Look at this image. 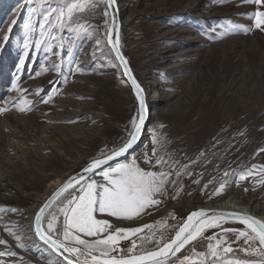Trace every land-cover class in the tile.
Returning <instances> with one entry per match:
<instances>
[{"label":"rangeland","instance_id":"rangeland-1","mask_svg":"<svg viewBox=\"0 0 264 264\" xmlns=\"http://www.w3.org/2000/svg\"><path fill=\"white\" fill-rule=\"evenodd\" d=\"M71 2L81 0H0V71L9 73L0 79V108L8 109L0 113V239L7 242L0 244V251L16 253L0 257L6 264H67L23 233L29 209L51 180L67 178L102 150L121 144L138 113L107 43L105 21L110 27L111 16L109 9L103 15V3L74 14L78 23L91 26L87 33L40 28L49 8ZM118 6L120 46L149 101L147 135L121 162L136 157L147 169L143 156L152 153L154 131L162 145L158 155L179 161L178 169L188 165L191 175L173 176L176 185H168L163 202L150 214L132 221L102 218L116 227L153 225L140 235L154 232L159 240L161 234L172 238L200 205L228 199L264 216V184L257 183L264 177L239 179L253 165L257 173L264 166V152L258 151L264 148V31L254 28L249 15L258 6L243 0H118ZM29 21L32 31L24 28ZM245 28L252 30L245 33ZM5 35L7 41L2 40ZM19 107L30 110L21 112ZM45 135L52 136L50 141L40 142ZM222 182L227 183L225 192L212 195ZM223 228L246 226L225 219L204 236H224ZM227 241L235 251L222 253L224 260L260 259L240 250L247 247L243 238L232 243L234 233L227 234ZM130 243L123 240L120 247L126 250ZM208 243L195 244L196 251L206 252ZM191 252L190 244L177 256L182 259ZM170 264L179 261L173 257Z\"/></svg>","mask_w":264,"mask_h":264},{"label":"snow or ice","instance_id":"snow-or-ice-1","mask_svg":"<svg viewBox=\"0 0 264 264\" xmlns=\"http://www.w3.org/2000/svg\"><path fill=\"white\" fill-rule=\"evenodd\" d=\"M245 3H252L258 6L257 10L250 15L254 19V28L264 31V0H243ZM105 5L103 15H109L108 9L114 8L116 0H81V2H71L64 7L49 8L43 16L40 28L46 25L68 29L76 32L87 33L88 27L85 24L74 20V14L83 12L86 9L97 7L98 4ZM54 19V23L50 22ZM15 24V20L12 21ZM107 28V43L111 46V51L115 53V59L124 68V74L129 77L135 90L139 103L138 113L130 121V129L127 130V138L116 147L102 150L100 154L93 158L82 170L74 176L68 178L49 199L39 208L35 214L36 235L48 247L67 262V264H170L172 257H176L179 264H264V222L252 217L234 212L212 211L209 214L206 210H198L187 216L178 228L175 235L170 239H165L161 234L159 240H155V233L151 235H140L145 229L149 231L153 225L145 224L141 227H116L111 217L118 221H132L144 214H150V209L158 208L163 202L161 197L167 195L168 185H176L182 174L191 175L188 172V165H183L182 170L176 165L179 161L172 160L169 155L167 159L158 155L161 140L153 131L151 139L153 143L152 153H144L143 163L149 167L141 166L136 157L131 160L121 162L118 158L125 157L133 149L141 136L146 120V103L143 89L131 75L128 61L120 51V39L118 26L115 18L112 19V26ZM26 30L32 31L31 22L24 24ZM245 33L251 28L243 29ZM115 37L113 38V34ZM9 39L8 35L2 37L3 41ZM56 39V37H53ZM100 41H97L99 44ZM25 48L28 41H25ZM23 59H21V64ZM59 70V66H56ZM17 91H21L14 84ZM26 91V90H24ZM51 96L44 103H49ZM27 105V101L24 102ZM15 106V105H14ZM7 108H0V113L7 111ZM21 112L30 110L26 107H19ZM163 127V125H161ZM264 152V148L258 150ZM204 155L203 152L200 153ZM155 159L153 160V158ZM110 162H115L114 166ZM196 163V161H192ZM256 165L252 169L240 174L241 181L248 177L259 174L264 177V166L255 171ZM158 169V170H153ZM229 173L225 171L224 176ZM99 176L102 180L94 177ZM199 183V181H194ZM264 184V178L257 181ZM207 187V186H205ZM227 183L222 182L214 190L212 195H221L225 192ZM177 195L182 191V186L177 188ZM247 191V189H245ZM175 198V196L173 197ZM53 206L55 210L53 211ZM15 212L16 209H11ZM227 218H234L245 225V230L223 228L224 236L206 237L204 233L208 229L220 228ZM175 219V217H173ZM46 225V227H45ZM163 227V225H160ZM236 235L235 243L243 238L245 248H241L246 254L259 257L258 260H224L223 254L233 253L235 249L227 241V234ZM9 234L11 230L9 229ZM135 238V239H134ZM19 240V237H16ZM130 240V246L125 250L120 247V242ZM202 240H208L206 252H197L195 244ZM214 241V243L212 242ZM0 239V244H6ZM149 243H153L152 249L147 248ZM192 245L190 255H183L182 259L177 256L186 246ZM18 247H24L18 244ZM139 249V251H137ZM66 254V255H65ZM16 253L10 250L0 251V257L15 256ZM0 264L6 261L0 260Z\"/></svg>","mask_w":264,"mask_h":264},{"label":"water","instance_id":"water-1","mask_svg":"<svg viewBox=\"0 0 264 264\" xmlns=\"http://www.w3.org/2000/svg\"><path fill=\"white\" fill-rule=\"evenodd\" d=\"M109 12H110V16H111V24H110V27L112 26V19H113V17H114V18H115V23H116V25L118 26V32L120 33L121 25H122V21H121L120 9H119V6H118V0H116V3H115V5H114V8L109 9ZM114 37H115V33L113 34V38H114ZM109 46H110V45H109ZM110 48H111V46H110ZM120 51H121L122 55L124 56V58L128 61V67L131 69V75L135 77L136 81H137V82L140 84V86L142 87V84L139 82V80L137 79L135 73L133 72L132 67H131V65H130V62H129L128 58L126 57L124 51L122 50L121 46H120ZM113 54H114V56H115V53H114V52H113ZM117 62L119 63V61H117ZM119 65H120V63H119ZM120 68H121V71H122L123 77H124L125 80L128 82V84H129V86H130V88H131V90H132V92H133V94H134V96H135V98H136L135 90H134V87H133V85H132L131 80L129 79L128 76H126V75L124 74V68H123L122 65H120ZM142 89H143V95H144V98H145V103H146V108H147V112H146V120H145L144 128H143V131H142V133H141L140 138L138 139L137 143L134 145L133 149H131L130 152H129V154H126L125 157L118 158V160H120V161H122V160L128 158L132 153H134V152L139 148V146H140L142 140L144 139V137L147 135V126H148V120H149V111H148V106H147L146 93H145L143 87H142ZM136 101H137V103H138L137 98H136ZM138 108H139V103H138ZM89 163H90V162H89ZM114 163H115V162H110L111 165H113ZM86 165H87V164H86ZM86 165H85V166H86ZM85 166H83V167H82L79 171H77L76 173H74V174L68 176L67 178H65L64 181L60 184V186H58L53 192H55L59 187H61L62 184H63L65 181L68 180L69 177L74 176V175H76L77 173H81L82 170H83V168H84ZM53 192H52V193H53ZM52 193L48 196V198L45 200V202L49 199V197L52 195ZM45 202H44V203H45ZM44 203H43V204H44ZM233 203H234V201H233ZM235 203L237 204V202H235ZM43 204H42V205H43ZM42 205H41V206H42ZM238 205L241 207L240 209L231 210V209H227V208H221V207H218V206H216V204H212V203H211V204H206V205H200V206L198 207L197 211L203 209V210L208 211L209 214H211L212 211L234 212V213H240V214H245V215H251L252 217H254V218H256V219H258V220L264 222V217H262V216H260V215H257V214H254V213H251L250 211L247 210V209H250L249 207H246V206H243V205H240V204H238ZM41 206H40V207H41ZM38 210H39V209H38ZM38 210H37V211H38ZM36 213H37V212H36ZM36 213H35V214H36ZM228 219H229V220H236V219H234V218H227V220H228ZM236 221H238V220H236ZM32 226H33V230H34V236H35V239H36L37 241H39V242L45 244V243H44L42 240H40V238L36 235V231H35V215H34V218H33ZM45 245L48 247L47 244H45ZM177 254H178V253H177ZM65 255H66V254H65ZM60 257H61V256H60ZM62 258H63V257H62ZM172 258H173V257H172ZM172 258H171V259H172ZM66 263H67V262H66Z\"/></svg>","mask_w":264,"mask_h":264},{"label":"bare ground","instance_id":"bare-ground-1","mask_svg":"<svg viewBox=\"0 0 264 264\" xmlns=\"http://www.w3.org/2000/svg\"><path fill=\"white\" fill-rule=\"evenodd\" d=\"M137 77V76H136ZM138 79V78H137ZM140 82V80H139ZM141 83V82H140ZM147 102H149L147 100ZM47 128V126L44 127V130ZM52 136L51 135H45V136H40L39 138V141L40 142H44V141H50V138ZM39 142V143H40ZM64 181L63 178L61 177H57L56 179H53L51 180L47 186H46V189L45 191L38 196V199H37V202L35 205L31 206V208L29 209V212L32 211L31 215L28 216V222H27V226L26 228L24 229L23 233L30 237V239L33 241H36L37 240L35 239V236H34V230H33V226H32V223H33V218H34V215L35 213L37 212V210L40 208V206L45 202V200L48 198V196L58 187L60 186V184ZM238 203L236 204L235 202L233 203L232 200H223L222 202H219L216 204V206L218 207H221V208H227V209H231V210H235V209H240V207L237 206ZM251 208V207H250ZM248 211H250L251 213H254L256 214L255 212L252 211V208L251 209H247ZM264 217V216H262Z\"/></svg>","mask_w":264,"mask_h":264},{"label":"trees","instance_id":"trees-1","mask_svg":"<svg viewBox=\"0 0 264 264\" xmlns=\"http://www.w3.org/2000/svg\"><path fill=\"white\" fill-rule=\"evenodd\" d=\"M0 76H1V81H3V80H5L7 77H8V75H9V73H8V71L6 72V71H3V72H1L0 71ZM1 91H2V88H1Z\"/></svg>","mask_w":264,"mask_h":264}]
</instances>
